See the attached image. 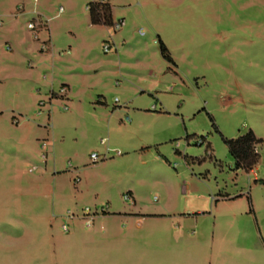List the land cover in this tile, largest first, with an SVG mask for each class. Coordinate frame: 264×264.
<instances>
[{
  "label": "rangeland",
  "instance_id": "obj_1",
  "mask_svg": "<svg viewBox=\"0 0 264 264\" xmlns=\"http://www.w3.org/2000/svg\"><path fill=\"white\" fill-rule=\"evenodd\" d=\"M94 2L112 5L126 25L92 26ZM21 6L26 11H18ZM34 8L46 11L60 50L78 46V59L85 64L79 68L87 79L83 93L71 99L61 86L55 103L40 95L35 108L17 111L23 103L0 102V264H264V183L255 173L237 169L226 142L251 129L264 139V0H0V37L7 38L17 25V32L31 37L44 53L48 33L33 19ZM32 22L37 30L30 28ZM161 40L174 62L164 56ZM4 46L8 52L0 51V62L9 68L15 55ZM109 57L111 65H102ZM110 67L112 73L105 70ZM12 79L0 87H11L17 78ZM140 85L150 91L138 90ZM156 86L165 92L153 91ZM155 95L166 99L173 112L160 119L164 132L149 135L148 142L161 140L160 151L149 148L126 164L108 162L114 157L104 154L107 145L89 129L95 104L107 100L110 106H125L136 97L145 105ZM71 126L74 137L64 136ZM202 137L205 142L199 144ZM72 146L79 148L84 164L70 152ZM259 149L258 172L264 180V142ZM93 152L108 157L94 163ZM108 170L121 186L106 180ZM62 184L68 198L56 205L54 188ZM242 188L244 204L252 203L257 215L248 206L238 219L239 232L214 228L211 244L195 256L175 244L184 233L206 238L210 228L195 227L210 221L203 212H212L221 192ZM131 189L136 197L127 199ZM125 210L170 217H104L105 211L118 215ZM199 210L202 214L195 215ZM219 242H224L222 252L211 255Z\"/></svg>",
  "mask_w": 264,
  "mask_h": 264
},
{
  "label": "crops",
  "instance_id": "obj_2",
  "mask_svg": "<svg viewBox=\"0 0 264 264\" xmlns=\"http://www.w3.org/2000/svg\"><path fill=\"white\" fill-rule=\"evenodd\" d=\"M112 8V14L114 21H119L118 15L114 11V7L110 5ZM26 6H21L18 8V11L23 12L26 11ZM32 13H35L33 19L40 21V27L41 30L46 31L48 43L50 45V49L48 51H43L44 53H39L37 51L36 46L33 44V40L31 37H28L24 33L17 32V25H12L11 31L8 34L7 38L0 37V51L6 53L8 52L4 44H8L9 50L13 51V54L15 55L13 59V63L11 69L2 66L0 62V86H2L8 77H12L13 79L17 78L16 81H13L11 84V87H0V102L1 101H17L18 103H23V106L17 105V111H23V108L26 109H32L36 107V103L38 99L41 96H51L52 103H55L61 96L57 94L58 92L56 89H59L61 86H67L68 88V98L71 99V97L75 96L77 97L84 91V86L82 83L86 81V75L83 74L80 66L83 67L82 61H80L78 58L80 49L78 46H76L75 43L69 46V49L71 52H66L67 50H60V46L54 39V35L52 33L51 26L49 25L48 20H46L47 13L42 9H36L32 11ZM17 14V11H16ZM15 14V15H16ZM17 16V15H16ZM126 21V19H125ZM33 23V22H32ZM127 23V22H126ZM2 24V23H0ZM31 24V23H30ZM92 26L98 27V26H108L106 24H93L91 21ZM74 52L78 53L75 57H66V55H73ZM119 55H121L119 53ZM113 57H109L108 60H103L101 62L102 65L109 64L111 65ZM1 61V58H0ZM27 61H30L29 65H26ZM122 60L120 59V62ZM70 62L72 64H70ZM72 69H74L72 71ZM6 70V71H4ZM108 70L110 73H112L113 68L105 69ZM114 73H116V70L114 69ZM3 73V74H1ZM150 76L155 75V73L152 71ZM12 79V80H13ZM25 81V82H23ZM79 86H78V85ZM5 85V84H4ZM157 89L153 88L151 91H157V93L165 92L162 88ZM141 89L144 93H147L148 89H146L143 85L138 86V90ZM41 95V96H40ZM65 97V96H64ZM156 101L150 99L147 100L145 105H139L140 103H137L136 97H129L126 100L125 106H110V103H108L107 100H100L98 104H95L96 111L92 113V117L94 120V123H91L89 129L95 132L100 137H102V144L107 145L106 151L104 154H108L112 157H114L113 160H110L108 162L118 163V164H126L134 161L135 157L139 154H144L146 150L149 148L155 147L158 151H160L161 147V140L159 138H152L148 142L149 135H154L156 132L163 131L167 129L165 126H162L160 122L163 120L165 116H172L173 112L169 110L167 106L166 99L156 97L154 96ZM80 105L82 103H79ZM78 106L79 109L82 110V107ZM157 105V109H154V106ZM21 107V108H20ZM15 111V110H12ZM130 112H132L133 116H131ZM50 120H54L55 116L52 112L50 115ZM124 117V118H123ZM161 119V120H160ZM20 122L17 124H20L22 119H19ZM172 123L168 124V127H170ZM42 126V125H41ZM19 130V129H18ZM17 130V131H18ZM74 129L70 127L67 128V131H65L64 136L70 134L71 137H74ZM20 131V130H19ZM94 132H92L94 134ZM52 133V132H51ZM53 136H56V133H52ZM52 136V135H50ZM78 137V136H77ZM260 138V137H259ZM20 138H18L17 134V142ZM76 139V137H75ZM88 139V136H87ZM106 139L107 142L103 143V140ZM264 142V141H263ZM262 142V143H263ZM151 143V144H148ZM261 143V144H262ZM42 144V143H41ZM40 144V145H41ZM49 145V144H48ZM43 148V144L41 145ZM70 148V152L73 154V156L78 160L79 165L84 164V160L82 158V154L80 153L79 148L77 147H68ZM124 149L129 151V155H122L118 156L117 152L119 150L123 151ZM259 149V148H258ZM131 151V152H130ZM260 151V149H259ZM52 152V151H51ZM94 153V152H93ZM261 154V160L257 167L248 173H255L256 177L258 178L257 182H263L264 180L261 179L258 167L263 159V155ZM92 157V155H91ZM50 159V156L48 157ZM59 157L55 155V163L58 162ZM92 159V158H91ZM144 163H147V160H144ZM108 164V163H107ZM111 164V163H109ZM39 167V166H38ZM40 169V167H39ZM33 171V170H32ZM34 172V171H33ZM108 173V174H107ZM113 172L109 170L106 172V180L110 183H112L113 186H121L122 183L118 182L115 184ZM79 176V175H78ZM42 180V179H41ZM44 180V179H43ZM82 182V180H81ZM80 182V183H81ZM76 183V184H80ZM64 184H62L63 186ZM59 186L56 185L54 188L53 195L56 197V205H58L63 199L68 198V194H66L67 188L63 186L62 188L58 189ZM60 193V195L58 194ZM172 193V192H170ZM129 194L133 197H136V193L133 189L129 190ZM247 195L245 194L244 188L242 190H226V192H221L219 195H217L214 198V201L212 202V212L207 213L203 212V214L209 216V220L207 222L201 223V221H198L196 227V231H202L203 229L206 230V238H203L202 235H194L193 237L188 234H182L179 239L175 240V244L177 246H181L183 248H190L191 256H195L203 252L204 248L209 246L211 244V241L213 240V229L219 228L220 233L223 231L230 232L237 231L239 232V229L241 225L238 222V219L242 216H244L246 213H248V206L251 205L252 208H250V214L257 215V210L254 208L252 203L250 205L246 206L244 204V200H246ZM250 201L251 197H249ZM118 212H116L117 214ZM202 210H199L198 213L195 215H201ZM113 216H120V217H128V218H169V214L167 213H156V214H145L140 211H120L118 215L111 214V211H107L104 214V217H111ZM209 222V223H208ZM183 225L180 224V226ZM211 225V226H210ZM113 226V227H112ZM111 230L116 231V225H112ZM185 228H187L188 225L184 224ZM182 227V226H181ZM194 227V226H192ZM110 230V231H111ZM187 231V230H185ZM184 231V232H185ZM209 231H212V235L210 237L212 239H209ZM231 231V232H232ZM236 232V233H237ZM215 236V235H214ZM181 238V239H180ZM210 240V242H209ZM216 240H214L215 244ZM224 243V242H223ZM222 242L218 243L220 244V247H217L216 250L211 249V255H217L222 252L221 245ZM240 248L247 251V253L252 252L250 248L246 249V246L240 245ZM220 248V251L218 249ZM253 258V255H250V260ZM247 264H250L247 262Z\"/></svg>",
  "mask_w": 264,
  "mask_h": 264
},
{
  "label": "trees",
  "instance_id": "obj_3",
  "mask_svg": "<svg viewBox=\"0 0 264 264\" xmlns=\"http://www.w3.org/2000/svg\"><path fill=\"white\" fill-rule=\"evenodd\" d=\"M92 12L93 24H106L114 26L112 8L110 4L103 2H94L90 5ZM162 50L164 56L171 62H174L172 56L168 52L166 44L161 40ZM188 138H191L189 136ZM264 141L259 138L254 130H250L241 134L236 138H226L229 149L236 160L237 169H244L248 172L254 170L261 160L259 145ZM205 138L198 139L199 144H203Z\"/></svg>",
  "mask_w": 264,
  "mask_h": 264
},
{
  "label": "built area",
  "instance_id": "obj_4",
  "mask_svg": "<svg viewBox=\"0 0 264 264\" xmlns=\"http://www.w3.org/2000/svg\"><path fill=\"white\" fill-rule=\"evenodd\" d=\"M109 1H110V0H104V2H109ZM114 25H115L117 28H121L122 26L126 25V21H125V20H122V21H119V22H117V23L115 22ZM30 28L33 29V30H37V29H38V25H37V23H35V22L31 23V24H30ZM37 38H38V35H37ZM112 48H113V46H112L110 43H108V44L105 46L106 51H110ZM49 49H50V45H49V43H48V42H45V43L43 44V50H44V51H48ZM66 52H69V53H70L71 51H70V50H67ZM61 93H62L64 96H65V94L68 93V88H67V86H62V87H61ZM42 105H44V102H42ZM67 109H68V108H67ZM154 109H157V105L154 106ZM19 122H20V120L17 118V123H19ZM106 142H107V140L104 139V140H103V143H106ZM47 146H48L47 142L44 143V144H43V149H46ZM117 154H118V156H122V155H124V152L121 151V150H119V151L117 152ZM48 157H49V154H48V153H44L43 158H44L45 160H47ZM107 157H108V156L105 155L104 158H107ZM104 158H103V155H101V154L98 153V152H94V153L92 154V160H93L94 163L100 162V161L104 160ZM70 164H71V166H73V163H72V162H70ZM38 169H39V167H34V168H33V171H36V170H38ZM81 180H82V178H81L80 176H78V177L76 178V183H80ZM126 198H127V199H131V198H132V195L128 193V194L126 195ZM90 212H91V209H90V208H87V209L85 210V215H86V216L91 215ZM105 212H106V211H105ZM70 217H75V215H74V214H70ZM64 229H65L66 231H69V228H68L67 225H65Z\"/></svg>",
  "mask_w": 264,
  "mask_h": 264
}]
</instances>
